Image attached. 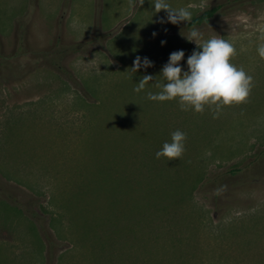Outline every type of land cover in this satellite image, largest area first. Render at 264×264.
Returning a JSON list of instances; mask_svg holds the SVG:
<instances>
[{
    "label": "rangeland",
    "instance_id": "obj_1",
    "mask_svg": "<svg viewBox=\"0 0 264 264\" xmlns=\"http://www.w3.org/2000/svg\"><path fill=\"white\" fill-rule=\"evenodd\" d=\"M166 2L220 8L189 26L154 0H0V264H264V0ZM193 28L253 78L215 118L134 91L172 52L187 70ZM137 56L153 67L133 74ZM177 130L181 157L156 158Z\"/></svg>",
    "mask_w": 264,
    "mask_h": 264
},
{
    "label": "clouds",
    "instance_id": "obj_2",
    "mask_svg": "<svg viewBox=\"0 0 264 264\" xmlns=\"http://www.w3.org/2000/svg\"><path fill=\"white\" fill-rule=\"evenodd\" d=\"M142 6L144 0H136ZM153 8L156 13L164 10L166 19L158 22L179 24L188 22L191 19V12L186 8L174 9L166 0H154ZM155 35V33H153ZM202 34L193 28L187 36L189 42H195L197 49H194L186 60L187 70L185 71L180 62L184 58V51L172 52L166 64L160 70L158 76L143 75L134 91L139 93L145 89L149 82L159 92H147V99L152 101H170L177 99L181 110L189 108L201 113L205 105L215 106L212 111L218 116L222 106L241 104L247 101L253 78L240 68L230 63L231 57L235 55L234 46L218 37L198 43ZM264 38V37H262ZM165 42L161 41L163 45ZM258 54L264 58V43L257 48ZM153 67V62L147 57L137 56L130 68L134 74L141 68ZM157 77L161 79L157 80ZM154 81V82H153ZM186 134L177 130L171 133V142H165L160 151L155 153L156 158L167 157L168 160L180 158L184 151L183 141Z\"/></svg>",
    "mask_w": 264,
    "mask_h": 264
},
{
    "label": "trees",
    "instance_id": "obj_3",
    "mask_svg": "<svg viewBox=\"0 0 264 264\" xmlns=\"http://www.w3.org/2000/svg\"><path fill=\"white\" fill-rule=\"evenodd\" d=\"M220 8V5H217V6H213V7H211L210 9H207V10H205V11H203L202 13H200V14H198V15H196V16H194L190 21H188L187 22V25H189V26H192V25H196V24H201L202 22H204V21H207L208 19H210L211 17H213L214 16V14L217 12V10ZM19 25V27H22L23 26V23H19L18 24ZM24 32H23V30H22V32L20 31V36H19V40L23 43L24 42ZM59 43V42H58ZM23 47L24 46H20L19 47V49H18V51L16 50L15 52H14V54H20V55H23V54H25V53H28V52H31L32 53V48L31 49H26L25 47H24V49H23ZM68 49H66L67 51H70V50H74V49H78L79 47L76 45V44H70V45H68ZM22 49V50H21ZM65 49H60L58 52L59 53H63V52H65L64 51ZM1 55V54H0ZM10 56H13L12 54H10L9 56H6V57H10ZM5 57V56H4ZM55 63V68L56 69H58V70H62V69H64V66H63V64L61 63V62H54ZM153 206H151V207H148L147 208V211H151V208H152ZM154 215V216H153ZM159 215V214H158ZM158 215H155V214H147V216L146 217H142V216H139L140 217V219H141V224H143V225H145V226H147V227H152L153 225H155L154 224V222H155V220H156V218H157V216ZM46 228H45V230H44V236L46 237V238H49V235L47 236V234H46ZM51 238V237H50ZM51 240V239H50ZM138 243L140 242V241H137ZM141 242H144V241H141ZM148 243L147 242H144V243H142V245H143V247H145L146 245H147ZM101 254V256H103V258H105V259H107V260H109V258L111 257V254L109 253V248H106L105 250H100L99 251ZM126 257V256H125ZM124 258V257H123Z\"/></svg>",
    "mask_w": 264,
    "mask_h": 264
}]
</instances>
